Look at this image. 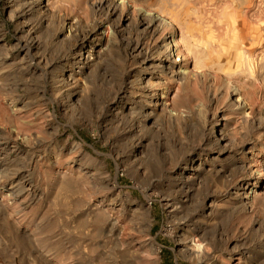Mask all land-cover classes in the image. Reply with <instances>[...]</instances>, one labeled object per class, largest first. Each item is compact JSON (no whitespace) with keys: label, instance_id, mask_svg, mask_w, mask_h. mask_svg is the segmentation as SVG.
Here are the masks:
<instances>
[{"label":"rangeland","instance_id":"obj_1","mask_svg":"<svg viewBox=\"0 0 264 264\" xmlns=\"http://www.w3.org/2000/svg\"><path fill=\"white\" fill-rule=\"evenodd\" d=\"M46 1L0 0V264H264V0Z\"/></svg>","mask_w":264,"mask_h":264},{"label":"bare ground","instance_id":"obj_2","mask_svg":"<svg viewBox=\"0 0 264 264\" xmlns=\"http://www.w3.org/2000/svg\"><path fill=\"white\" fill-rule=\"evenodd\" d=\"M48 1L49 0H47L46 3ZM244 1L246 4L250 3L249 2L250 0H244ZM98 5L104 6L106 8L107 17L110 20H112L113 27H119L122 24H133L134 23V17L129 12V8L125 9L124 7H122L121 6L122 2H118L117 0H99ZM156 23H157L156 20L151 21L148 24V28H153L156 25ZM231 25L235 26L236 30H238V33H235V28L233 27L234 34L232 36V40L230 41V45H224L221 48L215 50V52H217V57L221 58L222 61H225L226 68L231 65L230 63L232 62V60L236 59L234 55V48L236 47V39L239 36H243V38L244 36L246 37L247 35L245 33L250 28L240 13L235 15L234 22ZM156 31L157 30L154 29L153 33H156ZM164 41H167L168 43H171L173 45L174 48H172L171 51L173 52V54L176 55V57H178V59L175 61L171 60L167 62V66L170 69H180L182 63H185L186 61L190 62L189 57L185 59L184 49L180 45V43H178L177 34L175 32H171L170 34H168L167 38ZM208 59L209 61L212 60L211 55H209ZM178 61H180V63Z\"/></svg>","mask_w":264,"mask_h":264},{"label":"clouds","instance_id":"obj_3","mask_svg":"<svg viewBox=\"0 0 264 264\" xmlns=\"http://www.w3.org/2000/svg\"><path fill=\"white\" fill-rule=\"evenodd\" d=\"M204 247H205L204 244H200V245H198V251H199V250H202Z\"/></svg>","mask_w":264,"mask_h":264}]
</instances>
